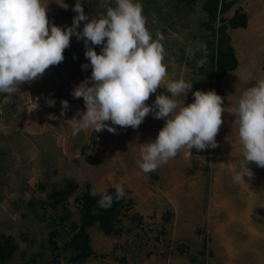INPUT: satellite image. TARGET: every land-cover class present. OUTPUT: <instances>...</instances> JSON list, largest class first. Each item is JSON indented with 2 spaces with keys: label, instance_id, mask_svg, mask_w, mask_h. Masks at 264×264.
<instances>
[{
  "label": "rangeland",
  "instance_id": "obj_1",
  "mask_svg": "<svg viewBox=\"0 0 264 264\" xmlns=\"http://www.w3.org/2000/svg\"><path fill=\"white\" fill-rule=\"evenodd\" d=\"M205 1L134 0L142 5L153 40L158 31L164 36L167 76L146 103L151 106L160 94L171 98L163 86L179 79L192 84L188 93L175 97L180 106L193 103L197 90L215 91L223 98L224 112L214 149L185 148L154 172L144 173L137 163L141 147L155 141L165 119L150 113L138 129L109 121L115 134L84 129L73 136L69 121L82 119L77 114L86 107L72 92L92 72L84 41L75 35L59 65L17 86L7 103V94H0V233L19 244L6 264H75L63 245L72 234L70 223L80 218L77 197L87 184L97 193L120 184L126 205L117 232L107 234L97 225L89 229L94 253L84 264H264V168L250 163L251 179H233L244 163L235 123L238 101L264 79V0H227L233 6L213 21L219 28L221 18L230 19L238 10L248 15L247 27L228 29L239 63L221 80L210 73L207 44L212 30L206 26ZM58 2L41 0L49 27L67 30L77 15L72 10L77 0H64L67 10ZM80 2L88 21L78 31L116 7L115 0ZM90 46L101 54L102 45ZM84 64L89 67L83 69ZM63 100L69 109L61 116ZM64 211L71 219L60 226L55 250L50 218Z\"/></svg>",
  "mask_w": 264,
  "mask_h": 264
},
{
  "label": "clouds",
  "instance_id": "obj_2",
  "mask_svg": "<svg viewBox=\"0 0 264 264\" xmlns=\"http://www.w3.org/2000/svg\"><path fill=\"white\" fill-rule=\"evenodd\" d=\"M115 3L116 7L107 8L106 16L91 19L78 31L88 16L77 0L72 9L77 15L65 31L54 24L49 27L48 9L41 0H0V94H7L3 102H8L17 86L37 80L50 66L59 65L70 46V38L75 35L84 41L92 72L72 92L74 98H83L86 107V112L77 114L82 119L73 117L69 121L73 136L84 129L98 133L107 129L115 134L117 130L109 126V121L121 128L138 129L150 113L155 119H165L155 141L141 147V160L137 163L144 173L154 172L185 148L198 151L216 148V136L223 124V98L215 91L197 90L193 103L180 106L175 97L188 93L192 84L179 79L163 86L171 98L157 95L149 106L146 102L167 76L161 43L164 36L158 31L153 40L140 3L134 0ZM57 4L68 9L64 0ZM90 45H102L101 54ZM82 67L87 69L89 64ZM47 103L55 106L54 100ZM61 105L63 116L69 103L63 100ZM235 117L244 163L233 179L245 183V176L251 179L254 175L248 164L264 168V79L242 94ZM115 189V200L122 199L124 188L117 184ZM90 194L100 196L99 208L112 207L114 197L107 192L93 190Z\"/></svg>",
  "mask_w": 264,
  "mask_h": 264
},
{
  "label": "trees",
  "instance_id": "obj_3",
  "mask_svg": "<svg viewBox=\"0 0 264 264\" xmlns=\"http://www.w3.org/2000/svg\"><path fill=\"white\" fill-rule=\"evenodd\" d=\"M185 1L188 4L195 2V0ZM233 4V1L227 0H206L203 4L209 17L206 26L212 30L207 44L210 73L217 80H221L229 71L234 70L239 63L228 29L248 26V15L239 10L230 19L221 18L223 23L219 28L213 26V21L215 22L218 17L223 16ZM91 192L90 184H87L86 189L77 197L80 203V218L70 223L72 234L63 245L64 250L70 253L71 262L75 264H84L94 253L89 229L97 225L107 234L117 232L118 223L121 222L123 209L126 205L125 195L122 199L115 200V187H110L103 191L114 197L113 205L108 209L99 208L97 201L100 196L93 197L90 194ZM64 197H66V194ZM65 211L59 216L50 218L52 225L50 242L55 250L58 248L56 240L62 235L60 226L63 227L64 221L71 219V213ZM18 249L19 244L13 236L0 233V264H6L12 260Z\"/></svg>",
  "mask_w": 264,
  "mask_h": 264
},
{
  "label": "built area",
  "instance_id": "obj_4",
  "mask_svg": "<svg viewBox=\"0 0 264 264\" xmlns=\"http://www.w3.org/2000/svg\"><path fill=\"white\" fill-rule=\"evenodd\" d=\"M66 31V30H65Z\"/></svg>",
  "mask_w": 264,
  "mask_h": 264
}]
</instances>
